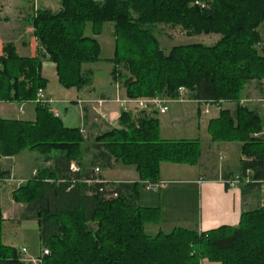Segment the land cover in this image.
<instances>
[{
  "label": "trees",
  "instance_id": "obj_1",
  "mask_svg": "<svg viewBox=\"0 0 264 264\" xmlns=\"http://www.w3.org/2000/svg\"><path fill=\"white\" fill-rule=\"evenodd\" d=\"M192 1L60 0L57 12L36 10L30 25L41 50L21 56L13 43L2 46L0 101L34 100L47 84L44 58L54 63L62 87L88 85L90 72L82 65L102 60L96 36L104 22H113L114 49L107 60L111 79L124 86V94L175 97L184 87L192 99L235 102L233 112L222 109L209 121L210 139L240 142L246 157L241 170L250 168L254 179L264 180V144L251 136L262 129V119L239 104L243 86L264 79V53L255 48L258 28H264V0H205L204 6ZM158 22L221 37L212 45H176L164 53L149 26ZM87 24L91 36L84 34ZM35 112L33 121L0 116V156L37 151L52 162L12 192L24 205V218L37 222L39 243L48 250L43 264H197L203 257L221 264H264V200L242 211L236 226L145 233L144 224L159 218L156 208L137 203L140 182H156L161 162L196 164L199 139H162L157 117L143 114L133 121L123 111L121 126L97 134L89 146L81 128L65 126L48 105L37 102ZM91 149L92 159L79 161ZM72 160L81 164L79 173L70 170ZM113 162L133 166L138 180L86 184L84 179L95 177L96 163L109 168ZM2 220L0 214V264H23L19 250L2 242Z\"/></svg>",
  "mask_w": 264,
  "mask_h": 264
},
{
  "label": "crops",
  "instance_id": "obj_2",
  "mask_svg": "<svg viewBox=\"0 0 264 264\" xmlns=\"http://www.w3.org/2000/svg\"><path fill=\"white\" fill-rule=\"evenodd\" d=\"M31 7H28L27 0H0L1 47L7 42H10L15 45L19 55L33 56L37 53L38 45L32 35L31 25L27 23L28 13L32 12ZM88 64L83 65V70L86 69V71L90 72V83L81 89H68L59 84L60 90L58 92L66 97L62 101L64 103L74 101L77 98H81L82 92L90 90L98 98H103L105 101L107 99L106 102L100 104L101 107L98 109L114 119L120 111V106L108 98H113L118 94L120 84L111 79V69L107 77L95 78L93 70L85 67ZM41 73L47 79V84L44 89L45 95L52 98L50 78L57 79L54 63L44 58ZM249 85H252V88L248 91L247 88L244 89L241 100L249 98L256 99V101L246 103V105L252 107L264 121V79L259 82L251 81ZM121 91L122 95H124V88ZM192 102L195 103V106L189 107V110L187 107L180 108L179 106H173L169 112V116H164L166 113L157 114L159 120V135L162 139H199L201 155L198 162L194 165L161 162L159 179L157 181L164 182V185L155 191L147 190L143 186L140 188L137 203L142 207L156 208L158 211L159 220L147 222L143 227L145 233L151 236L157 234L160 230L169 231L174 227L197 229L201 232L215 229L222 225L236 226L239 222L241 212L248 210L249 206H251L250 200L247 203L245 201L246 199L242 194L241 185L231 187L223 182L224 179L229 178L228 176H233L240 170V161L244 157L241 153V143L212 141L207 126L211 119L219 115V110L211 107L208 113H204L202 112L203 106L201 103L199 104L197 101ZM7 104H10L15 112L12 113L13 119L29 121L35 119V104L31 102L20 104L16 102H2L0 103V116H2L3 110L8 113L10 112L7 110ZM74 105L78 107L79 119L77 124H72L69 127L83 126L87 128L89 126V122L87 121L89 115H86L89 112L91 113L92 110L88 108L89 106L80 108L78 104ZM186 112H190L197 117L196 121L193 118L191 120L186 119V125L195 127V124L198 132L205 129L207 132L205 139H200L196 136L192 137V135L177 136L176 134H179V131H175L170 127L168 128V124H174V120L175 122L180 120ZM65 118L71 119L67 113L65 114ZM168 119L172 122L168 121ZM108 125L110 124L102 123L99 129H102V126L108 127ZM92 127L97 128L95 124ZM184 131L188 132V129ZM189 131L191 132L190 129ZM215 155L218 156V159H215ZM2 161L6 163L3 169L9 171V173L0 172V176L3 175V178L12 176L16 170L12 158H0V167H2ZM121 165V168L111 165V167L104 169L100 174L109 182H133L138 180V174L133 166ZM118 169H120L118 175L113 174L111 175L112 177H108L106 174L107 171L115 170L117 172ZM22 206L24 207V205ZM3 218H7V215L3 214ZM22 247H25L30 254H35V252L25 245L16 248L21 249Z\"/></svg>",
  "mask_w": 264,
  "mask_h": 264
},
{
  "label": "rangeland",
  "instance_id": "obj_3",
  "mask_svg": "<svg viewBox=\"0 0 264 264\" xmlns=\"http://www.w3.org/2000/svg\"><path fill=\"white\" fill-rule=\"evenodd\" d=\"M27 2H28V7L32 6L31 7L32 12L28 13V18H27L28 25H30V21H31L30 18L35 15L36 10H39V9L46 10L47 9L51 12H57L61 7L60 0H27ZM205 3L208 4V2L205 0H194V2L193 1L191 2V5L198 4V5L204 6ZM149 26L151 28V32L153 36L157 39L159 43L160 49L163 50L164 53H167L172 47L176 45H186V44H194V43L212 45L216 43V41L221 37V35L216 32H196V33L188 34L187 31L184 28H182V26L179 24L173 25L171 23L166 24V23L158 22L152 25L150 24ZM31 28L33 32V27L31 26ZM258 30L260 32L259 34L261 36V39L255 44V48L257 49L259 53H264V28L261 26L258 28ZM112 33H113V22H104L101 26V32L98 38L96 36V38L98 39L99 45H100V57L102 58V60L97 61L98 63L95 62L94 64L87 63L88 65L85 66L86 68L89 67L93 70L95 74V78L96 77H101V78L107 77L112 67L111 62L107 60L108 57L112 56L113 48H114V38H113ZM84 34L88 36L92 35L91 30H90V24L86 25ZM7 43H10V42H7ZM37 45H38V42H37ZM0 48L2 47L0 46ZM37 50L38 51L41 50L39 45H38ZM83 65H82V71L87 72L86 69L83 70ZM252 81L259 82L258 80H255V79H253ZM250 82L246 83L243 86L241 90V94H240L239 104L243 107L252 109V107L247 106L246 103H250L252 101L254 102L256 101V99L249 98V99L241 100L244 89L247 88V91H248L250 88H252L251 87L252 85L251 86L249 85ZM50 86L52 90V98L55 99V102L51 104L52 106L50 108H52L54 111L58 110L59 115H60L59 118L62 120V122L65 125L72 126V124L78 123L79 111H78V107L75 106L74 104H78L80 108H83L84 106H87V107L89 106L88 108L92 110L91 113L89 112V114L86 115V116L89 115L87 117L89 126H87V128H84L83 126L80 127L81 132L83 133V136L85 138V145L91 144L93 138L97 134H100L101 132H103L104 130H109L110 128L121 126L120 117L123 112L122 106L118 102H116L115 99L117 95L122 96L121 90L122 88H124L122 84L119 85L120 88H119L118 94H116L115 97L113 98L112 97L108 98L111 101L116 102L120 106V111L118 112V115L114 119L111 118L110 115H107L106 113L102 111H99L98 108L101 107V105L94 100L103 99V98H98V96L91 93L90 90L88 91L85 90L84 92H82L80 96L81 98H77L74 101H68L64 103L62 100L66 97L63 94H60V92H58L60 90V85L57 79L50 78ZM71 88L75 89L76 87H71ZM185 95L188 97V90ZM169 98L174 99V97H169ZM35 99L31 101H26V102H31V103L36 104ZM106 101H103L101 104H103ZM192 101H198V100L189 98V100H186V101L180 102V101L174 100L170 102L168 104L169 108L165 112L166 114L164 116H169V112L171 111V108H173V106H179L180 108L187 107L189 110V107L191 108L195 106V103H193ZM214 101L218 103L217 108L214 106H206V103H201V105L203 106L202 112L205 107H208V112L211 109V107L218 109L219 112L222 109H227L230 112H233L235 110L236 106H235V102L233 101L231 102L225 99H219V100H214ZM258 101H261V100H258ZM2 102L10 103L9 101H0V103ZM229 105L232 107L229 108L230 107ZM6 106H7V110H9L10 112L8 113V112H5V110H3L1 117H7L9 119H13L12 113H15V112L13 111L12 106L10 104H7ZM94 107H96V109H94ZM66 113L68 116H70L71 119L65 118ZM126 113L130 114V117L133 121H135L139 116L143 114L147 116L149 115L151 117H157V114H160L157 111H155L153 107L145 109L142 112L137 111V112H126ZM182 113L184 114L183 110H182ZM192 118L194 119V121L197 120L196 116L192 115L190 112H186L185 115H183L182 118H180V120H177L176 122L174 120V124H168L167 126L168 128L170 127L171 129L175 131H179L178 132L179 134H176L177 136L192 135V137L196 136V137H199L200 139H205L207 136V132L205 131V129H202L201 131L198 132L195 124H194L195 127H192L191 125H186L185 123L186 119L191 120ZM168 121L172 122L169 119ZM102 123H107L110 125H108V127L102 126V129H99V126H101ZM94 124L97 126V128L92 127ZM187 129H188V132L184 131ZM189 129L191 130V132L189 131ZM251 136L255 139L262 140L264 144V121L263 120H262V129L260 131L253 132ZM92 151L93 149H91L89 153L84 152L82 155V159L79 161H82L83 163H85V161L89 162L92 159L91 157ZM45 156H46L45 154H42L40 152L28 151V150H24V151L19 152L16 155L10 156V159L12 158V161H14V165L16 169L15 173L12 176H8L6 178H3V176L0 177V180H1L0 181V214L2 215V218H3V214L7 215V218L5 219L3 218L2 225H1L2 242L8 245H12L14 247H20L22 245L29 247L33 252H35V254H30L28 251H26L25 254L30 255V256L35 255L34 257L40 260L38 264H43V257L45 256L43 251L46 248L42 247L41 244L39 243L37 222L35 219H25L24 218V207L22 206L23 204L13 199L12 192L20 184H23L28 179L35 176L36 174L35 172H37L38 170H42L45 167L52 166L51 160L46 161ZM0 158H4V156H0ZM245 158L246 157L244 156L243 160H245ZM215 159H218L217 155H215ZM243 160L240 161L239 172L234 174V175L239 174L242 178L246 174V170L249 169V168H246L244 170H241V162ZM72 162L79 165V167L81 168V164L78 161L72 160ZM1 165L2 167H0V172L9 173V171H6L5 169H3L6 166V163L2 161ZM112 165L119 166L118 168H121L120 166H122L121 163H118V162H113ZM95 166H98L100 168V173L104 169H107V168H103L101 164L99 163H96ZM91 167H94V165H91L89 168ZM123 168H128V167H123ZM129 168H132V167H129ZM119 172H120V169H118L117 172H115V170L107 171L106 174L108 175V177H110L113 174L118 175ZM228 177L231 178L232 176H228ZM4 179H8V180L4 181ZM49 181H52V180L49 179ZM142 182L144 181L140 182V186L142 185ZM111 183L116 184L117 182H111ZM87 184H90V183H87ZM253 184L257 185V187L253 189H247L246 186H248L249 183H246V182L240 183L242 190H243L242 194L246 199L245 200L246 203L249 202V200L251 203V206H249L248 210L259 207L264 200V190L261 184L260 183H253ZM192 230H197V229H192ZM18 250H19V261L22 262L23 264H29V262L27 263L26 261L27 255L25 256V254H22L20 251L21 249H18ZM197 264H221V263L209 261L206 257H203L198 261Z\"/></svg>",
  "mask_w": 264,
  "mask_h": 264
},
{
  "label": "built area",
  "instance_id": "obj_4",
  "mask_svg": "<svg viewBox=\"0 0 264 264\" xmlns=\"http://www.w3.org/2000/svg\"><path fill=\"white\" fill-rule=\"evenodd\" d=\"M186 93H187L186 88L179 87L178 93H177L176 97H174V99L166 97V96H162V95L131 98V97H128L124 94L122 96L117 95L115 101L118 102L122 106V111H124V112H137V111L142 112L145 109L153 107L155 111H157L158 113L161 114V113H165L168 110V108H169L168 104L170 102H172L174 100L180 101V102L189 100V98L185 95ZM94 101L101 104L105 100L104 99H97ZM35 102L36 103L37 102L42 103L43 105H48L50 108L52 106L51 104L54 103L55 100L51 97L46 96L43 89H39L37 91V94H36ZM197 102L206 103V106H214L216 108L218 107V103L212 99H210V100H198ZM50 111H52L55 116H57V117L59 116L58 112L54 111L52 108H50ZM203 112H205V113L208 112V107H205L203 109ZM70 170L72 172H79L80 167H79V165L71 162ZM93 171H94L95 177L84 179L85 182H87V183H94V182L102 183V182H104V183H108L109 185L112 184L111 182L105 180L104 178L97 177V175L100 173V168L98 166H95L93 168ZM252 175H253V171L249 168L246 170V174L244 175L243 178L238 174V175L232 176L231 178L224 179L223 182L225 184H227L228 186H231V187H236V186L240 185L241 182H246L249 184L260 183L263 190H264V180L254 179ZM7 180L8 179H4V181H7ZM163 185H164V182H162V181H156V182L144 181V182H142V186L145 189L151 190V191H155ZM111 195L115 196L116 193H112ZM20 251L22 254H25L27 249L25 247H22ZM43 252H44V254H48L47 249H45ZM44 254H42V255H44ZM26 261H27V263L29 262V264H38V262H40L39 259H37L34 256H30V255L27 256Z\"/></svg>",
  "mask_w": 264,
  "mask_h": 264
},
{
  "label": "bare ground",
  "instance_id": "obj_5",
  "mask_svg": "<svg viewBox=\"0 0 264 264\" xmlns=\"http://www.w3.org/2000/svg\"><path fill=\"white\" fill-rule=\"evenodd\" d=\"M77 173H79V172H77ZM93 173V172H92ZM93 176V175H92ZM87 178V177H86ZM82 181V180H81ZM95 183V182H94ZM87 184V183H86ZM40 253V252H39ZM27 254H25V256H26ZM46 255V254H45ZM28 256V255H27ZM35 256V255H34ZM21 257V256H20ZM40 257V256H39ZM21 259V258H20ZM24 262V261H23Z\"/></svg>",
  "mask_w": 264,
  "mask_h": 264
}]
</instances>
